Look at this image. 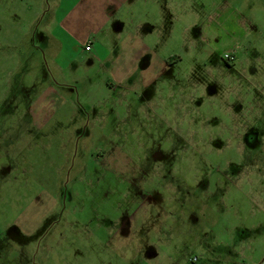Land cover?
I'll use <instances>...</instances> for the list:
<instances>
[{"label":"rangeland","instance_id":"rangeland-1","mask_svg":"<svg viewBox=\"0 0 264 264\" xmlns=\"http://www.w3.org/2000/svg\"><path fill=\"white\" fill-rule=\"evenodd\" d=\"M56 3L0 0V264H264V0H188L112 94L55 68Z\"/></svg>","mask_w":264,"mask_h":264},{"label":"crops","instance_id":"crops-1","mask_svg":"<svg viewBox=\"0 0 264 264\" xmlns=\"http://www.w3.org/2000/svg\"><path fill=\"white\" fill-rule=\"evenodd\" d=\"M187 3L188 0H57L49 28L51 40L62 46L63 56L55 58V68L62 72L68 86L80 83L78 68L87 72L83 75L85 84L93 74L102 75L98 86L104 88L105 94L122 89L133 93L140 85L149 87L182 62L176 54H158L161 50L150 39L170 31L168 19L175 18L177 22ZM155 17L160 21L156 22ZM70 67L71 76L65 75ZM75 93L66 96L60 91L44 90L39 101L60 112L70 102L75 108Z\"/></svg>","mask_w":264,"mask_h":264},{"label":"flooded vegetation","instance_id":"flooded-vegetation-1","mask_svg":"<svg viewBox=\"0 0 264 264\" xmlns=\"http://www.w3.org/2000/svg\"><path fill=\"white\" fill-rule=\"evenodd\" d=\"M225 60H226V62L228 64V66L229 65L236 64V62H237V60H235V57L234 56H229V55L225 58ZM252 136H254V135H252ZM247 137H248V135L245 138H247ZM254 139H255V137H254ZM245 141H246V143L249 142L248 140H245ZM252 144H253V142H252ZM197 261H198V258L196 257L195 258V262H197Z\"/></svg>","mask_w":264,"mask_h":264},{"label":"built area","instance_id":"built-area-1","mask_svg":"<svg viewBox=\"0 0 264 264\" xmlns=\"http://www.w3.org/2000/svg\"><path fill=\"white\" fill-rule=\"evenodd\" d=\"M86 50L87 51H90L91 50V47L90 46H87Z\"/></svg>","mask_w":264,"mask_h":264}]
</instances>
